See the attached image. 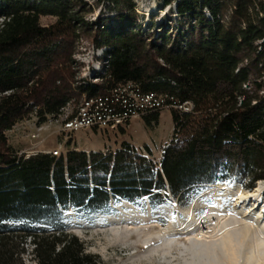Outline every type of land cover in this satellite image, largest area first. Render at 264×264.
Masks as SVG:
<instances>
[{"label": "trees", "instance_id": "1", "mask_svg": "<svg viewBox=\"0 0 264 264\" xmlns=\"http://www.w3.org/2000/svg\"><path fill=\"white\" fill-rule=\"evenodd\" d=\"M158 1L169 15L146 31L134 0H0V264H105L59 207L168 195L186 203L218 182L240 178L252 189L264 180V0ZM102 5L109 12L89 19ZM83 38L104 51L97 82L73 69ZM130 82L168 105H193L170 107L173 135L159 163L149 146L146 155L128 142L29 157L10 143L18 123H44Z\"/></svg>", "mask_w": 264, "mask_h": 264}, {"label": "rangeland", "instance_id": "2", "mask_svg": "<svg viewBox=\"0 0 264 264\" xmlns=\"http://www.w3.org/2000/svg\"><path fill=\"white\" fill-rule=\"evenodd\" d=\"M134 2L146 31L153 23L157 24L169 15V9L163 8L158 0ZM106 12H109L108 8L102 5L89 19L94 20ZM54 21L51 17L41 19L43 24ZM98 51H102V55H97ZM103 52V49L96 48L87 39H81L73 56V69L78 80H99ZM97 63L100 65L99 71L94 67ZM84 98L78 103H70L59 119L50 117L46 122L39 123L38 117L32 116L18 123L8 132L10 143L19 154L27 157L32 151L48 153L58 150L61 155L72 149L108 153L128 142L146 155L145 147L149 146L152 150L149 157L155 162L161 161L174 129L170 107L160 109L157 120L141 116L132 118L127 125L116 130L86 129L65 138L61 133L62 122L77 112ZM262 182L264 180L257 181L252 189L244 188L240 178L227 181L225 186L208 185L191 194L186 203L178 202L169 195L161 204L153 203L149 197L135 201L112 197L103 208L89 209L69 204L59 207L56 213L61 215V222L69 231L84 240L88 249L100 255L105 264H194L190 249L193 241L201 236L191 232L188 234V230L204 226L209 236L213 225L209 227L207 223H211L210 219L218 215L221 224L240 219L257 221L259 213L264 210V196H255V188ZM240 193L250 195V202L238 203ZM251 206V212L244 217ZM209 240H212L211 237L199 239L204 242ZM167 242L171 249L166 246ZM165 247L168 249L165 250Z\"/></svg>", "mask_w": 264, "mask_h": 264}, {"label": "bare ground", "instance_id": "3", "mask_svg": "<svg viewBox=\"0 0 264 264\" xmlns=\"http://www.w3.org/2000/svg\"><path fill=\"white\" fill-rule=\"evenodd\" d=\"M216 184L218 186H225L227 182H218ZM255 189L258 193L255 196H264L263 182ZM230 195L232 196V194ZM237 200L238 203L250 202V195L240 193ZM252 208V206L248 208L249 210L244 217L251 212L250 209ZM263 212L264 210L259 213L258 218H260L257 221H244L240 219L232 223L225 221L223 224H221L220 215L218 217L213 216L210 219L211 223H207L208 226L210 224L209 227L213 225L212 232L209 236L208 231L204 230V226L202 227L203 229H199L200 226L198 228L196 226L188 230V234L191 232L201 236L193 241L194 244L190 249L194 264H264ZM202 237H211L212 240L206 242L199 241ZM166 246L169 248L170 243L167 242Z\"/></svg>", "mask_w": 264, "mask_h": 264}, {"label": "built area", "instance_id": "4", "mask_svg": "<svg viewBox=\"0 0 264 264\" xmlns=\"http://www.w3.org/2000/svg\"><path fill=\"white\" fill-rule=\"evenodd\" d=\"M171 106L185 112H190L193 109L190 102L182 105H168L166 98L162 95L144 94L139 91L136 85L130 82L126 86L117 88L111 96L85 97L74 117L67 116L63 120L61 133L65 138H68L80 130H116L127 125L132 118L143 116L150 109L160 110ZM31 153L27 157L40 152L32 151ZM48 153L55 156L60 155L58 150L49 151Z\"/></svg>", "mask_w": 264, "mask_h": 264}, {"label": "clouds", "instance_id": "5", "mask_svg": "<svg viewBox=\"0 0 264 264\" xmlns=\"http://www.w3.org/2000/svg\"><path fill=\"white\" fill-rule=\"evenodd\" d=\"M97 55H102V51H98V52H97ZM94 67L96 68L97 71H99V69H100V65H99L98 63L95 64Z\"/></svg>", "mask_w": 264, "mask_h": 264}, {"label": "snow or ice", "instance_id": "6", "mask_svg": "<svg viewBox=\"0 0 264 264\" xmlns=\"http://www.w3.org/2000/svg\"><path fill=\"white\" fill-rule=\"evenodd\" d=\"M145 247H147V246H145Z\"/></svg>", "mask_w": 264, "mask_h": 264}]
</instances>
